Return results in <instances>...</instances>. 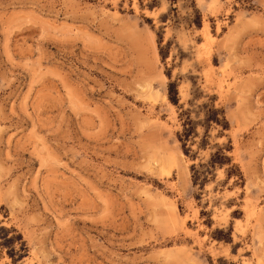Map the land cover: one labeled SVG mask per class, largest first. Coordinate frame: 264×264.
<instances>
[{
  "label": "rangeland",
  "instance_id": "374dc122",
  "mask_svg": "<svg viewBox=\"0 0 264 264\" xmlns=\"http://www.w3.org/2000/svg\"><path fill=\"white\" fill-rule=\"evenodd\" d=\"M0 264H264V0H0Z\"/></svg>",
  "mask_w": 264,
  "mask_h": 264
},
{
  "label": "trees",
  "instance_id": "16d2710c",
  "mask_svg": "<svg viewBox=\"0 0 264 264\" xmlns=\"http://www.w3.org/2000/svg\"><path fill=\"white\" fill-rule=\"evenodd\" d=\"M157 35L158 42L160 45V53L162 55V58H164L165 55L163 53V46H161L162 38L159 32H157ZM168 75L171 77L170 73H168ZM168 97L169 100L173 104L177 105L180 109L179 116L182 121V128L180 131L177 132V136L182 143V147L184 149L185 154L190 159L195 160L197 151L193 150L190 147V144H193V142L195 141V136L198 135L197 126L199 124H202L203 126L207 127L212 122H215L226 127L227 121L226 118L223 116V109L212 106L206 111V116L203 119L196 120L192 117L190 108H183V106L179 104L180 96L178 92V83L175 80H170V82L168 83ZM220 114L222 118L219 117ZM225 162L228 164L231 163V156H229L222 150H217L213 152L210 157L206 160L192 163L191 172L194 185L196 187L203 186L208 181V172L210 173V171H212L213 168H216L217 165L222 166ZM235 167L238 168L236 164H232L230 168H228V170H230L228 176H231V172ZM238 175L242 176V173L239 172ZM223 231V229H217L216 233H220ZM217 238L221 239L223 237L218 236Z\"/></svg>",
  "mask_w": 264,
  "mask_h": 264
}]
</instances>
